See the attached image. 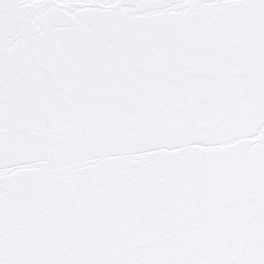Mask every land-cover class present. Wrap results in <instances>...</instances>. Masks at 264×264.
Instances as JSON below:
<instances>
[{
  "label": "snow or ice",
  "instance_id": "6c2138e0",
  "mask_svg": "<svg viewBox=\"0 0 264 264\" xmlns=\"http://www.w3.org/2000/svg\"><path fill=\"white\" fill-rule=\"evenodd\" d=\"M0 264H264V0H0Z\"/></svg>",
  "mask_w": 264,
  "mask_h": 264
}]
</instances>
